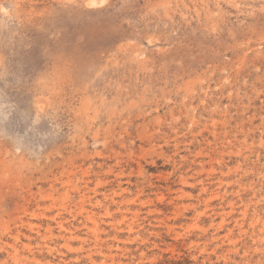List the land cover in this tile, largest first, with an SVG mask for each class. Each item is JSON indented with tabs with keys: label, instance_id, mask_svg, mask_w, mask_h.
Returning <instances> with one entry per match:
<instances>
[{
	"label": "rangeland",
	"instance_id": "1",
	"mask_svg": "<svg viewBox=\"0 0 264 264\" xmlns=\"http://www.w3.org/2000/svg\"><path fill=\"white\" fill-rule=\"evenodd\" d=\"M106 262L264 264V0H0V264Z\"/></svg>",
	"mask_w": 264,
	"mask_h": 264
},
{
	"label": "bare ground",
	"instance_id": "2",
	"mask_svg": "<svg viewBox=\"0 0 264 264\" xmlns=\"http://www.w3.org/2000/svg\"><path fill=\"white\" fill-rule=\"evenodd\" d=\"M113 200V199H112ZM125 201V200H124ZM118 203V202H117ZM121 204V203H120ZM106 208V207H105ZM108 210V209H107ZM90 212V211H89ZM110 213V212H109ZM124 216V215H123ZM91 217V216H90ZM90 217H88V218H90ZM124 219V218H123ZM91 220V219H90ZM96 223V222H95ZM93 226V225H92ZM96 226V225H95ZM68 231V230H67ZM51 232V231H50ZM70 233H71V231H70ZM95 234H96V236L98 237L99 235H98V233H97V231H95ZM101 239V238H100ZM105 240V239H104ZM99 242V241H98ZM103 242V241H102ZM108 245V244H107ZM97 246V245H96ZM100 246H102V245H100ZM104 246V245H103ZM110 247V246H109ZM91 248V247H90ZM94 249V248H93ZM110 251V250H109ZM99 252V251H98ZM100 254V253H99ZM110 255V254H109ZM104 256V255H103ZM106 257V256H105ZM107 258V257H106ZM108 259V258H107ZM117 259V258H116ZM111 262H113V260L111 261ZM98 263V262H97ZM115 263V262H114ZM120 263V262H119ZM106 264H107V262H106ZM110 264V263H109ZM112 264V263H111ZM118 264V263H117Z\"/></svg>",
	"mask_w": 264,
	"mask_h": 264
}]
</instances>
